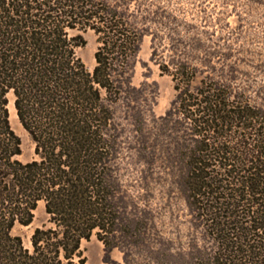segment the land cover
Returning <instances> with one entry per match:
<instances>
[{
    "label": "trees",
    "instance_id": "16d2710c",
    "mask_svg": "<svg viewBox=\"0 0 264 264\" xmlns=\"http://www.w3.org/2000/svg\"><path fill=\"white\" fill-rule=\"evenodd\" d=\"M136 3L0 0V264H86L81 244L94 233L109 251L123 236L129 249L144 246L135 240L143 224L126 215L118 120L120 108L130 112L143 98L133 64L144 37L155 41L156 20L138 18ZM87 30L99 42L93 71L77 55L86 40L70 34ZM217 55L167 58L154 46L151 58L172 77L175 99L155 120L153 143L143 116L131 114L140 160L149 173L160 147L206 243L177 254L162 247L157 264H264V102H252L233 76L216 75ZM10 93L35 143L30 162L18 159ZM41 202L50 226L35 229L29 249L12 230L31 224Z\"/></svg>",
    "mask_w": 264,
    "mask_h": 264
},
{
    "label": "rangeland",
    "instance_id": "374dc122",
    "mask_svg": "<svg viewBox=\"0 0 264 264\" xmlns=\"http://www.w3.org/2000/svg\"><path fill=\"white\" fill-rule=\"evenodd\" d=\"M134 11L138 18L153 16L156 20L150 25L155 41L149 35L144 37L133 64L132 84L143 90V98L130 112L120 108L118 116L125 128L120 140V166L123 197L128 204L126 215L143 224L142 234H137L135 240H142L144 246L133 245L129 249V240L123 236L120 247L109 251L94 233L90 240H83L81 244L86 264H106L109 257L126 264L125 253L128 264H157L153 255L162 247L177 254L189 252L195 241L200 246L206 244L200 231L192 225L186 201L160 147L156 148V161L149 173L139 158L141 134L136 131L135 118L131 114L143 116L146 120L144 134L149 143H153L155 120L166 114L176 96L172 77L163 75L151 58L154 46L167 58L185 59L187 55L201 58L207 52L218 53L213 59L216 75L233 76L234 86L246 90L252 102H264V0H137ZM70 34H80L86 40L77 55L93 71L98 36L92 30L70 31ZM177 40H180L179 46L173 47ZM11 99L14 101L12 93L9 103ZM13 130L22 142V154L18 159L24 163L37 159L35 143L22 125L19 128L16 124ZM45 226H50L49 216L41 202L32 223L28 226L16 224L12 234L21 237L25 247L32 249L35 229Z\"/></svg>",
    "mask_w": 264,
    "mask_h": 264
},
{
    "label": "bare ground",
    "instance_id": "6f19581e",
    "mask_svg": "<svg viewBox=\"0 0 264 264\" xmlns=\"http://www.w3.org/2000/svg\"><path fill=\"white\" fill-rule=\"evenodd\" d=\"M8 107H9V111H10L11 124H12L13 128H15L16 124L20 128L21 124H20V122H19V120L17 118V113H16V110H15L13 99L10 100V103H9Z\"/></svg>",
    "mask_w": 264,
    "mask_h": 264
},
{
    "label": "water",
    "instance_id": "95a60500",
    "mask_svg": "<svg viewBox=\"0 0 264 264\" xmlns=\"http://www.w3.org/2000/svg\"><path fill=\"white\" fill-rule=\"evenodd\" d=\"M15 106V105H14Z\"/></svg>",
    "mask_w": 264,
    "mask_h": 264
}]
</instances>
